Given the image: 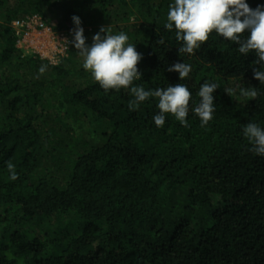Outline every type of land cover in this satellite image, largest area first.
Masks as SVG:
<instances>
[{"label": "trees", "instance_id": "16d2710c", "mask_svg": "<svg viewBox=\"0 0 264 264\" xmlns=\"http://www.w3.org/2000/svg\"><path fill=\"white\" fill-rule=\"evenodd\" d=\"M171 2L0 0V264H264V157L242 132L264 127L259 65L215 33L179 56L164 28ZM60 3L55 32L73 31L77 16L86 44L101 27L128 35L142 55L134 86L186 84L189 126L169 114L157 128L155 97L133 106L130 88L105 91L71 44L58 65L22 57L10 24L24 14L48 20ZM132 17L141 24H122ZM178 62L193 65L182 81L167 71ZM206 81L219 87L201 127L192 108ZM249 87L255 99L241 96Z\"/></svg>", "mask_w": 264, "mask_h": 264}, {"label": "clouds", "instance_id": "9594fccd", "mask_svg": "<svg viewBox=\"0 0 264 264\" xmlns=\"http://www.w3.org/2000/svg\"><path fill=\"white\" fill-rule=\"evenodd\" d=\"M29 16L32 15L26 17ZM43 22L46 24L44 20ZM72 22L73 31L55 32L46 24L51 29L52 35L69 36V41L66 42L68 44L59 40L64 53L56 52L59 53L57 54L59 58L66 57L71 44L77 50L76 54L82 57L83 69L88 71L105 91L130 88L134 97L133 106H139L149 98L155 97L159 111L153 115L152 120L157 128H163L169 114L181 125L189 126L187 117L189 101L193 94L186 84L177 83L165 88L149 90H146L142 84L134 86V81L142 79L137 68L142 55L136 51V44L129 42L128 35L124 32L112 34L108 27H101L92 37V43L89 45L86 44L80 18L73 16ZM164 28L168 32H174L175 40L179 44V56L195 55L196 50L208 41L212 33L230 44L239 45L235 50L241 56L251 53L256 57L253 64L259 67H254L253 78L264 84V4L252 9L246 0H172L168 5ZM245 32H247L246 37L242 35ZM36 56L41 59L39 55ZM47 69L48 65L42 64L38 69V75L44 74ZM167 71L178 73V79L182 81L189 77L193 65L178 62L172 64ZM218 87L217 83L206 81L200 85L196 93L200 99L198 102H193L192 111L199 118L201 127L207 126L213 119V113L216 111L213 93ZM239 91L241 96L252 99L260 94L257 88L252 87L241 88ZM242 132L251 145L250 150L255 155L264 157V127L259 123L248 122L242 126ZM7 170L11 180L18 178L12 163H7Z\"/></svg>", "mask_w": 264, "mask_h": 264}, {"label": "rangeland", "instance_id": "374dc122", "mask_svg": "<svg viewBox=\"0 0 264 264\" xmlns=\"http://www.w3.org/2000/svg\"><path fill=\"white\" fill-rule=\"evenodd\" d=\"M61 6L62 5L60 3L57 5L55 10H53L52 8L50 9L52 14L49 15L48 20H45L47 25L49 24L54 25V24H57L58 21H60ZM165 13H166L165 11L160 10L158 14L159 21L162 20V17L165 15ZM25 16H26L25 14L24 16L21 15L18 20L13 21V22H20ZM13 22L10 24V28L13 29L14 34H15V38H16L15 48L22 52L23 54L22 57L31 56V55H39L41 59H45L49 61L51 64L58 65L61 62V59L63 57L59 58L57 56V54L59 53L54 52L52 48H53V45L56 44V41L63 40V38L61 39V37H59L56 34L51 35L49 33H45L42 31H29L28 32L25 28L22 29L17 24H15L14 26ZM141 22H142L141 19L135 20L134 17H132L128 23H122V24L125 26L133 25L137 27L141 24ZM64 41L65 42L69 41V36L65 37Z\"/></svg>", "mask_w": 264, "mask_h": 264}, {"label": "built area", "instance_id": "2783aa9c", "mask_svg": "<svg viewBox=\"0 0 264 264\" xmlns=\"http://www.w3.org/2000/svg\"><path fill=\"white\" fill-rule=\"evenodd\" d=\"M13 24L14 26L15 24H17L22 29L25 28L28 32L29 31H42V32L49 33L52 35L51 29L43 22L41 17L37 15L25 17L20 22H13ZM60 37L61 39L63 38V41H64V38L67 37V35L61 34ZM58 41H56V44L53 45L52 49L54 52H62V44L60 41L59 42Z\"/></svg>", "mask_w": 264, "mask_h": 264}]
</instances>
